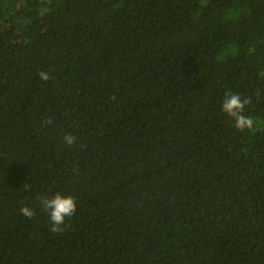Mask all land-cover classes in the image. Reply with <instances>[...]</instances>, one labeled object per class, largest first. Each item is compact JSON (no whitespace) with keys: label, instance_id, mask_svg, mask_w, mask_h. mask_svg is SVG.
Masks as SVG:
<instances>
[{"label":"trees","instance_id":"obj_1","mask_svg":"<svg viewBox=\"0 0 264 264\" xmlns=\"http://www.w3.org/2000/svg\"><path fill=\"white\" fill-rule=\"evenodd\" d=\"M262 71L264 0H0V264H264Z\"/></svg>","mask_w":264,"mask_h":264},{"label":"clouds","instance_id":"obj_2","mask_svg":"<svg viewBox=\"0 0 264 264\" xmlns=\"http://www.w3.org/2000/svg\"><path fill=\"white\" fill-rule=\"evenodd\" d=\"M39 77L43 81H48L50 76L46 71H40ZM259 75L264 77V71ZM249 103L247 99H241L237 94L226 93L222 102V110L235 121V127L239 130L252 129L254 121L251 117L243 115L245 106ZM49 121H45L48 123ZM64 141L67 145L71 146L75 137L72 134H67L64 137ZM40 205L44 211H46L50 218V231L52 233H61L67 227L65 225L66 218L74 215L76 211V200L72 195H61L59 193L52 197L43 196L40 197ZM21 214L28 219H31L35 212L32 208L24 206L20 209Z\"/></svg>","mask_w":264,"mask_h":264}]
</instances>
